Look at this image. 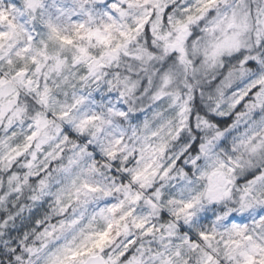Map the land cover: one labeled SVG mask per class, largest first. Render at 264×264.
<instances>
[{"label": "clouds", "instance_id": "clouds-1", "mask_svg": "<svg viewBox=\"0 0 264 264\" xmlns=\"http://www.w3.org/2000/svg\"><path fill=\"white\" fill-rule=\"evenodd\" d=\"M0 264H264V0H0Z\"/></svg>", "mask_w": 264, "mask_h": 264}]
</instances>
